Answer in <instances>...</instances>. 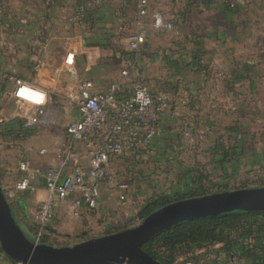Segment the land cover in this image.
<instances>
[{
  "label": "rangeland",
  "instance_id": "rangeland-1",
  "mask_svg": "<svg viewBox=\"0 0 264 264\" xmlns=\"http://www.w3.org/2000/svg\"><path fill=\"white\" fill-rule=\"evenodd\" d=\"M52 1L54 5L56 0ZM81 1L75 0L76 7ZM147 1L150 13L159 10L172 18L173 28L169 31H156L151 28L150 22L147 20L144 25L142 22L145 42L141 48L142 54L139 56L133 52L132 58L129 57L130 51L125 43L127 34L134 28L136 11L132 4L112 3L111 6L105 4L97 10L102 22L96 25H92L90 20L80 23V30L86 34L88 39L84 40L87 42L88 40L99 42L106 35L111 36V47L102 51L97 63L98 67L93 68L90 73L97 89H105L117 78L122 66L133 63L135 68H139L135 72L139 81L145 83L152 92H164L169 76L164 72L161 63L151 56L152 53L155 50L157 53H161L159 50L167 47V41L171 36L181 33L191 34L192 32L200 35L206 26L207 22H202L200 11L193 10L186 16L187 27L182 31L179 30L183 28L182 23L184 22H181L180 15L186 13L182 11L185 0ZM257 1L259 4L254 7V2L246 7L239 6L235 15H232L231 21L223 11L215 7L203 13V16L208 14L210 21L219 25L226 21L241 22L243 25L246 22L247 30L251 31L252 26L260 24L257 22L258 20L264 26V0ZM43 2L45 3L46 0H2L0 8V14H2L0 15V72L4 69H11L13 73L26 76L35 57L42 52L44 47L58 46L59 38L73 31L71 22H65L70 6L66 5L60 10L49 12L51 22H46L42 17L44 14L42 7L45 6ZM193 2L199 3V0ZM250 5L252 6L250 7ZM33 9L34 12H32ZM31 13L34 14L36 22H17L21 18H30ZM95 13L84 20L91 19ZM253 13L256 15L254 16ZM4 19L10 22H2ZM248 22L252 24L249 26ZM51 31L54 34L49 39ZM256 33L260 36L264 34V29ZM260 39L264 43V35ZM256 54L258 57H264V45L261 46V51L257 50ZM164 93H168V91ZM55 108L60 114L56 122L50 120L27 130L16 129L14 124L9 122V131L0 137V184H6L5 180L15 179L18 175L17 165L20 160L28 161L32 167L50 165L57 162L60 156L62 157L70 144L78 152L81 166L88 167L84 142L76 140L70 143L65 132L66 124L72 118L71 107L62 99L61 95L57 94L51 96L47 117H50L53 111L55 112ZM257 108L250 104L251 119H253L252 114L258 118L261 116L260 109ZM248 118L247 116L246 119L248 120ZM183 122L184 119L180 123L181 126ZM261 124L260 121H254L251 124L256 136L261 133L255 140L258 152L236 155L233 160L225 161V164L220 163L217 158L213 161L210 154L205 155L201 150L190 148H184L175 154H172L173 151L168 153L164 151L166 153L163 155L164 158L159 157L156 150H152L149 154H138L135 159L121 157L109 162L106 175L100 183L96 207L90 209L80 202L76 207L77 212L72 214V201L79 197L77 193L70 194L64 202L57 203L55 214L47 224L48 230L44 235L46 243L54 246L70 245L87 238L107 234L122 226L126 227L131 223V220L125 217L124 213L127 212L131 215L135 211H139L141 204L152 197L164 195L174 201L181 196L189 197L188 195L193 193L191 187L194 184L191 185V176L193 175L188 172V168L191 167L198 170L197 175L201 179L199 183H203L210 191L220 188L215 186L216 183L225 185V188L228 189L264 186V136L262 135L264 129ZM42 149H46L47 153L42 154ZM122 182L127 185L128 200L125 204H122L118 198V185ZM6 198L8 199L7 194ZM24 225L25 229L21 227L24 233L32 238L35 232L34 221L27 219ZM185 256L188 255H179L173 264H185ZM221 257L227 259L228 256L222 254ZM196 259L200 260V257ZM209 261L202 264H215V261L211 259ZM243 263L247 264L246 260ZM0 264H14V262L1 254Z\"/></svg>",
  "mask_w": 264,
  "mask_h": 264
},
{
  "label": "built area",
  "instance_id": "built-area-1",
  "mask_svg": "<svg viewBox=\"0 0 264 264\" xmlns=\"http://www.w3.org/2000/svg\"><path fill=\"white\" fill-rule=\"evenodd\" d=\"M226 1L235 8L246 0ZM105 2L134 6V28L126 36L128 48L134 52L139 51L145 42L142 26L145 16H150L153 30L169 31L173 28L172 18L164 12L156 10L150 13L147 0H83L69 20L81 23ZM59 40L56 47H44L26 76L13 73L11 69L0 72V137L5 134L4 127L8 129L9 122L20 130L50 120L56 122L60 115L56 108L50 117L47 115L51 96L58 94L73 112L65 127L70 143L83 141L88 158V167H82L78 152L70 144L53 164L32 167L26 160L18 162V175L12 182L11 191H31L37 179L43 181L47 190V196L35 206L32 215L35 232L31 240L36 243L42 242L40 240L48 230L47 224L55 214L57 203L64 202L70 194L79 195L72 201V214L77 212L80 202L90 209L96 207L100 183L109 162L152 152L151 140L162 130L161 116L171 105L164 92H152L145 83L137 80L133 63L122 66L117 78L105 89H97L90 73L98 65L99 45L85 41L82 34L75 32ZM182 134L188 145L196 143L190 125L183 128ZM41 153L46 154L47 150L42 149ZM118 188L119 201L125 204L128 200L127 185L122 182ZM7 196H10L9 192ZM124 216L131 220L126 227L137 225L143 219L138 211L131 215L126 212ZM219 245L187 254L185 264L208 262L210 257L204 256L203 252ZM196 254L200 260L190 259ZM243 261L242 258L228 256L227 259H216L215 264H243Z\"/></svg>",
  "mask_w": 264,
  "mask_h": 264
},
{
  "label": "crops",
  "instance_id": "crops-1",
  "mask_svg": "<svg viewBox=\"0 0 264 264\" xmlns=\"http://www.w3.org/2000/svg\"><path fill=\"white\" fill-rule=\"evenodd\" d=\"M74 2L75 0H56L54 5L52 2L50 8L44 9L42 7L44 13L42 17L46 22H51L49 12L60 10L66 5L70 6L65 22H71L73 31L64 36L75 32L82 34L85 39L86 34L80 30L81 24H75L72 23L74 21L69 20L71 17L69 15L76 9ZM253 2L255 4L253 7L259 4L257 0H246L240 7H246ZM112 3L117 2H105L103 6ZM45 4L47 2L43 5ZM220 4L221 0H199V3L194 4L185 2L183 10L181 9L182 11L185 10L186 13L185 15H180L181 22L184 23H182L183 28L179 30L182 31L187 27L186 16L190 11L192 13L193 10L200 11L202 22H207L197 41L200 45L199 58L192 60L194 55L191 46H187L189 51L182 55L170 50L176 49L178 40L191 38L185 33L171 36L170 40L167 41V47L159 50L161 53L151 55L161 63L164 72L169 76L167 77V83L173 84L171 90L169 89L167 90L168 93H165L170 99L171 105L161 116L162 130L151 140L152 149L156 150V153L161 158L166 155L164 151L167 153L173 151V153H170L175 154L184 148H190L201 150L205 155L211 154L213 161L216 158L219 161V153L213 150L214 141L219 140L227 144L236 135L239 136L236 138L240 141V155L256 154L258 152L255 140L261 133L256 136L251 124L254 121H260L264 129V57H258L256 54L257 50L261 51V46L264 45L260 39L264 34L259 36L256 32L262 31L264 26L258 20L257 22H260V24L252 26L251 32L247 30L246 22L243 25L241 22L226 21L224 24L221 23L219 25L212 23L208 14L203 16V13L214 7L218 9ZM236 10L228 15L229 21H231L232 15H235ZM32 12H34V9ZM253 14L254 16L256 15L255 13ZM31 15L30 18H21L17 22H36L34 14L31 13ZM89 20L92 25L102 22L98 12L91 19L83 22H89ZM146 20L150 22L149 15L143 18V25ZM2 22L10 21L4 19ZM251 24L248 22L249 26ZM243 26H245L244 29ZM53 34L54 32L51 31L48 38L51 39ZM88 41L98 44L101 53L104 49H109L108 47H111L110 44H112L109 34L99 42L95 40ZM125 43L127 44V40ZM154 52L157 51L155 50ZM173 59H183L182 65L177 68L174 66ZM250 104H253L254 108L258 107L260 109L261 116L259 118L252 114L253 119H251ZM247 116L249 117L248 120L246 119ZM182 119H184V122L181 126ZM188 125L192 127L197 139L192 146L188 145L182 134L183 128ZM262 133L264 136V132ZM5 181L7 182L6 184H1L3 190L5 189L4 192L10 193L7 200L12 214L19 225L25 229L24 223L27 219L33 220L32 215L35 206L47 196V190L43 181L38 179L34 181L33 190L31 191H11L13 179ZM203 249L199 250L202 251ZM246 262L248 264V261Z\"/></svg>",
  "mask_w": 264,
  "mask_h": 264
},
{
  "label": "water",
  "instance_id": "water-1",
  "mask_svg": "<svg viewBox=\"0 0 264 264\" xmlns=\"http://www.w3.org/2000/svg\"><path fill=\"white\" fill-rule=\"evenodd\" d=\"M232 210H264V186L178 199L153 210L137 225L54 246L36 243L24 233L0 184V256L22 264H161L141 247L152 236L184 220Z\"/></svg>",
  "mask_w": 264,
  "mask_h": 264
},
{
  "label": "trees",
  "instance_id": "trees-1",
  "mask_svg": "<svg viewBox=\"0 0 264 264\" xmlns=\"http://www.w3.org/2000/svg\"><path fill=\"white\" fill-rule=\"evenodd\" d=\"M193 1L196 0H186V2L190 4H194ZM46 2L47 4H45L44 9L50 8L53 1L46 0ZM81 2H79V4ZM237 8L238 7L232 8L228 5L226 0H221L220 7L218 9L223 11L228 18L229 13H233V11ZM89 16H91V14H88L86 19ZM187 35L191 38H186L181 41L178 40V42H176V49L170 50L172 52H176L178 55H182L189 51L187 46H191L194 55L192 60H194L200 56V45L199 42L197 43L199 34L192 32ZM129 51V57H131V54H133L134 51L130 49ZM142 51L143 50L140 49L134 53L136 56H139L142 54ZM152 54L156 55L158 53L153 52ZM163 54L166 55L165 52H163ZM135 60L137 61V59ZM173 62L174 66L179 68L183 63V59H173ZM136 70H139V68L137 67ZM136 78L139 80L137 76ZM171 87H173V84L167 83L164 92L169 89L171 90ZM3 131L8 132L9 129L4 127ZM236 137L230 139L227 144H224L219 140L214 141L213 150L219 153L220 163L225 164V161L233 160V157L240 155V141ZM188 172L193 175L191 176V185L194 183L191 187L193 193L188 195L189 197L204 195L212 192L232 190L225 188V185L223 186L216 183L215 186L220 188L210 191L209 189H206L203 183H199V180L201 179L197 175V169L191 167ZM196 177L198 178L196 179ZM181 198H185V196H181L177 199ZM172 201L174 200H170L164 195L152 197L141 204L138 211L139 215L143 218L153 210ZM124 228L125 226H122L109 231L108 233ZM40 241L45 243L47 242L45 236H43ZM216 244L220 245L216 248L205 250L203 255L210 257L213 261L221 258L222 254H226L227 256L242 258L243 260L248 261V264H264V210H232L216 215L184 220L158 232L143 243L141 247L161 264H173L179 255L190 254L201 248H207L208 246ZM196 258H198L197 254L190 257V259L193 260H197Z\"/></svg>",
  "mask_w": 264,
  "mask_h": 264
}]
</instances>
